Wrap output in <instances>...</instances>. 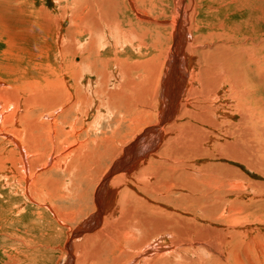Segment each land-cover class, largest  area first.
Wrapping results in <instances>:
<instances>
[{
    "label": "rangeland",
    "instance_id": "obj_1",
    "mask_svg": "<svg viewBox=\"0 0 264 264\" xmlns=\"http://www.w3.org/2000/svg\"><path fill=\"white\" fill-rule=\"evenodd\" d=\"M136 1H137V5H139L140 9L143 10V12H144V13L143 12L139 13L141 17H136L135 15L131 16L130 13L128 14L126 12L116 13L115 11L118 9L110 6L109 5L110 3L106 4V3H108L107 0H105V1H103V0H100V1L99 0L98 1L97 0H92V1L91 0H88V1L87 0H67V1L66 0H0V83H1L0 85H1V89H2V86L6 85L5 87H3V89H5V88L6 89L7 88L8 89L19 88V89H21V90H19V91H21V93L23 91H25V90H22L23 87L20 85V83L25 84V82H26L25 85L29 84L30 82L27 81V80H31L29 77H31L33 80H35L34 79L35 77L33 76V74L31 72H27V69L32 68V63H35V61L37 59V56H35L34 54L39 55L41 53L42 49L49 47V45L52 43V41L54 42L53 37L56 35L57 31L61 34V37H63L64 40H67V36L72 37L71 34H68L66 32H67V30L71 29V25L75 22H82L83 24H86L90 28V30H97V23H98V27H99L98 32H99L101 37L98 34H95V35H92V40H94V43L96 45H98V44L100 45L101 43H104L103 44L104 45L103 52L105 51L104 56L106 58L110 59L111 57L117 55V57L120 60L121 68L126 67V71H124V72L122 71L123 69L118 68V69H121V75L119 74L120 77L124 78L126 76L124 78L125 81L126 80L134 81L135 80L136 82H139V80L141 79L142 71L144 70V66L146 64L147 65L152 64L154 66H157L159 64L161 65V63L163 62V59H165L164 54L169 49L168 58L166 60L167 64L165 66L166 68L163 71L164 73L162 76L165 78L168 66H170L172 59H175V60L178 59V62H179V58H177V56H178L177 54L183 52L182 50H179V49H178L179 50L178 52L176 50L177 47L175 45H176V37L177 36L174 38L172 36H170V40L168 38L169 32L170 33L172 32V29H171L172 26H174L176 24L175 28H176V26L178 27V22H177V12L178 11L180 12L179 15H182L181 12L183 11L185 16H186L185 22L184 23L179 22V23H181L183 25L185 32L187 31L186 32L187 33L186 34L187 40L190 41V38L188 36V32H190L189 34L191 35L193 40L199 39L200 42H202L201 45L197 44L198 47L197 46H194V47L198 48L200 50H205V52L209 51V53H211L210 54L211 56L209 58L213 60L212 64L215 65L213 67L217 68L220 66L221 69L217 68L219 70L213 68L214 69L213 70L214 71L213 72L214 77H215V74L217 73L216 77H215L216 79H219L222 77H224V79L228 78L227 74L229 72V69L232 68V70H233L236 67L237 69H235V71L241 72V74L246 75L245 72L247 71L248 76L252 78L254 73L255 74L258 73V75H260V77L264 80V46H263L264 45V0H255V1L251 0L252 2L250 0H136ZM125 2L127 5H129L131 3V1H129V0H126ZM88 3H91V6ZM126 4H119V6L122 5L121 10L123 9V5L125 6ZM131 4L129 6H131ZM75 5L80 6L79 9H81V11L78 9V7L76 8ZM99 5H101V6H99ZM81 6H83L85 9L82 8ZM93 6H96L97 10H95V9L92 10L95 12L88 11L92 8H95ZM106 6L108 7V9ZM102 7H103V9L105 7L106 8L105 11L108 10L109 12H105L102 9ZM70 8H71V10H70ZM98 8H100V9H98ZM72 9H75L74 10L75 12H73ZM77 11H80L81 14H78ZM102 11L104 13H106L105 16H103L104 13ZM111 11H113L114 13H111ZM122 11H125V9H123ZM85 12H86V14H88L90 12L88 14V16L90 15L89 19L87 18ZM28 13H30V14H28ZM93 13H95L96 16ZM99 13H100V15H99ZM76 14H78V15H76ZM38 16L41 18H38ZM85 16H86L87 20L84 19ZM109 19H111L112 21ZM115 19H116V21L118 20L117 23L120 22L118 24H121V25L115 26V25H117ZM101 21H102V23H101ZM103 21H105V23H103ZM113 21H115V22H113ZM184 24H186V25H184ZM39 27L42 29L41 31L43 34L41 39L39 38L40 37ZM105 30H107L108 32L107 31L105 32ZM205 32H207V33H205ZM103 33H105V34H103ZM149 34H150V36H149ZM209 34H211L213 36H211ZM46 36H49L50 38L48 40H46V38H45ZM73 36H76V35H73ZM194 36L197 38L195 39ZM208 36H210V37H208ZM205 37L208 40H206ZM43 39H44V42H43ZM83 39L85 41L81 40L80 43L87 45L88 41H89L88 37L86 36ZM148 39H149V41H148ZM203 39H205V41H201ZM75 40L78 41V39H75ZM116 42H117V45L114 49L113 44ZM55 43H56V41H55ZM142 43H144L145 46ZM204 43H206V44H204ZM138 45H140V46H138ZM257 46L259 47V50H260L259 57L261 58L262 63H261L259 71H254L253 75H252V72H250V69L253 70L251 67L255 68V66L251 65L252 63H250V62L247 65H245L246 67H249V70H248V68H246L245 71H244V66H239L240 65L239 63L237 65L233 64V63L231 65L228 64L230 62V60L235 59L237 57L239 58L240 54H243V52L244 53L247 52V53H249V55L251 54V56H254L255 50L253 49V47L256 49ZM34 48H37V50L33 51ZM143 48H144V50H143ZM178 48H181L180 42H179ZM226 48H228V50L224 51V50H226ZM232 48H234V49H232ZM243 48H244V50H243ZM240 50H241V52L242 51L243 52L240 53ZM253 50H254V52H253L254 54L251 53ZM141 51L144 53H142ZM106 52H108V53H106ZM213 52H215L214 54L216 56H214ZM227 53H229V55ZM170 54H174L175 58L173 57V55H172V57H173L172 58ZM187 54H186V57H187ZM217 54H219V55H217ZM190 57L187 58L188 62L187 63L185 62L187 64V65L185 64L187 70L184 68V66H182V69L180 70V66H179L180 63L178 64L179 69L177 68V71L180 75H182L183 72H186V71L188 72V70H190L191 66L194 65V67H195L196 58L193 56L191 58ZM78 58H79V56L75 57L74 62L77 63L79 61ZM209 58L205 57L206 61L208 59L207 63L210 62ZM217 58H220V59H217ZM168 60L170 62H168ZM225 60H226V62H225ZM224 62H225V64H224ZM203 63H204V65H203ZM217 64H218V66H217ZM202 65L206 66V62L204 60L202 62ZM228 66H231V67H228ZM238 67H239V69H238ZM111 68H110L109 73H111ZM142 68H143V70H142ZM184 70H186V71H184ZM222 70H223V72H222ZM215 71H216V73H215ZM218 71H219V73H218ZM225 71H227V72H225ZM125 72L127 74H125ZM12 73H14L13 76H11ZM116 73H117V71H116ZM223 73H225L226 75ZM250 73L252 76L250 75ZM139 74H140V76H139ZM167 76H169L170 78L169 77L165 78L166 79L165 81L169 84L168 86H170V88L167 87V85H166L167 83L165 84V81L163 80L164 85H162V81H161L160 85L162 88L159 89L160 91H158L159 94H165V96L170 94V92H172V89L174 90L173 93H175L179 83L182 82V80L180 81L179 77L177 78L178 75H174V73H173V71H171V69L169 70ZM228 76L231 77L230 75H228ZM112 78H114V79H112ZM112 78H111V81L109 82L111 84L115 83L114 80L117 81L119 79L117 77H112ZM131 78H133V79H131ZM11 79L12 80L15 79L16 80L15 82H17L18 79L19 80L17 83H15V82H12ZM178 79H179V81H178ZM243 80H242V83H240L239 81L237 83V84L243 86V88L241 86L239 87L238 85H235V83L232 84L233 86L230 84V87H229L228 86L229 83H226L225 87L223 86L224 88H222V87L220 88V90H221L220 94H222V95L227 94L226 96H222L219 94L218 96H220V97L215 98V97H212L211 95H213V94H211V95H209L210 97L207 100H206V97L204 98L207 102L205 100H203L205 102L202 105L207 106V108H208L207 111H209V112L211 111L210 112L211 114L208 112V114L204 113L203 116H205V118L208 117L207 119L209 122L210 121H214L215 123L217 122L216 123L217 124V131L214 132L215 134L213 133L214 136L216 137L214 139V141H216V144H215V147L211 146L213 149L210 148L211 149V152H210L211 156L209 157V159L203 160L202 158H199L198 159L199 161L195 160L193 162L194 163L193 167H196L194 169V171H197L196 179L198 178V181H199V178H201V177H199V175L204 172L201 169L213 170V172H210L208 174L209 177L211 174H213V175H211V176H213V178L210 177L211 179H208V180L206 179L204 181V183L196 182L195 180H193V182H192L189 180L187 183L188 184L191 183V186H189V188L186 189V191H188V192L190 191L189 193L192 194V196H190V199L185 198V196L186 197L188 196V194L185 193L186 191L181 192V190H179V188L174 189L176 184H178V183L182 184L183 183L184 180H182V179L184 177L182 175H181L182 178H181V176L180 177L178 176L176 178L177 175L174 176L173 178H171V176H170L171 173L167 172L166 170L163 171L160 166H156L157 168L156 167L150 168V166L147 165V168H145V169L152 170L154 168L152 170L154 172L149 171V170L145 171V169H143L142 172L145 174L144 175L143 173H141L140 170H138L139 173L137 172V174H136L137 176H135V177L132 176L129 179H127L128 181L130 180L129 182H127V184H128L127 187L129 188L131 186H134L133 188L136 189L137 186L139 185V187H141V188L138 187L140 189V191H138L139 189H137V191L139 193L140 192L141 193L140 194L134 193V196H133L131 194H133V192H135V191L132 189L129 190L130 188L129 189L126 188V190L129 192L128 193L122 192L123 194L120 195L121 198L118 197V198H120L119 200L116 197V200H118V201L115 200L112 202L113 203L112 206L114 205L113 211H110V212L107 211L108 215L113 214V216H110V215L108 216L107 214L103 215V204L101 203L99 205V207H96L95 203L92 202V200H91V194H92L93 188L96 185V183L93 182V180L94 179H95L94 181L98 180L101 173L105 170L104 167H106V165H108V163H109L108 162V160H109L108 155H109L110 150L108 149V146H107L106 147L107 149H105V147L104 148L103 147H97V150L95 151V147L89 143V140L100 138L101 136H103V134L109 136L111 134V132L114 131V128H116V127H113V124L111 123V117L109 115V112H107L103 108H102V111L100 113H97V111L90 110V112H88V113H90V115H88L86 117V119H85V117H83L84 118L83 119L80 116L78 123L76 124V127L77 126H79V127L78 128L75 127L76 131L74 132V134L72 136H70L72 133H70V132L68 133V131H70L68 129L66 130V132H67L66 134L67 135L69 134V135L67 137H66V135H63L64 140H61V139H63V138H61L62 134L61 135L54 134L53 137H51V135H49L51 138V141L53 143L52 147L50 146V144H47L45 142V139H47L48 136L43 135L44 138L43 137L41 138V142H43L42 145H44V142H45L46 147L40 149L41 150L40 152H42V153H40L38 150L37 154L36 153L32 154V157L34 159H37V157H39L38 162L35 165V168H37L39 166L43 168V167H45L44 164L47 160V155H45V153L48 154L49 156L52 153L51 157H53V159H54L53 160L54 162L52 161L53 166L50 165V166L46 167L47 169L45 168L43 171H39L33 175V177L35 176L36 180L33 178V182H35V186L31 187V193L33 194V196L35 198L37 197L35 200H37V201L40 200L38 202H42L40 204L45 203L50 208H52L54 211L53 210L50 211L44 205H37L34 202L35 200L30 201L31 199L29 198V196L28 197L26 196L27 197L26 198V197H22V195H20L21 191L19 190V188L22 186H20V183L17 181V178L14 179V177L16 175L14 173L17 172L16 169H18V168H16L17 167L16 165L12 164V160L8 154V149L6 152L5 145L0 141V152L2 153V154L0 153V264H26V263L27 264H30V263L31 264H69L70 260L68 258V251L65 248L67 238L69 237V235H70V237H72L71 233L73 231L75 233L77 229L83 228L84 226L86 227V225L89 222H91V220H93L92 215L95 214L96 213L95 211H97L98 209H100V220H101V218H103L105 216L109 222H107V224L100 222V223H98L97 227H95V229L92 232H88V233L84 232L78 238H74L71 240V245H72L71 247L73 249V250H71L73 252V253L71 252L72 257H73V262H74V264H87V261L91 263L92 261H89L88 260L89 257H87V256H90V255L92 256L93 254L98 256V254L100 253V255H99L100 258H98L99 256L97 257V259H99V260H97L98 262L95 261L92 263L111 264L113 259H114L113 254L117 253L116 248H113L112 245L115 244L117 239L118 240L122 239L123 237H125V235H127L129 233L133 234L134 238L130 242L131 245H133L134 243H137L142 238H144L147 234L150 233V231H153L155 228L154 224L142 225L139 228L134 227L133 225L129 224V221L127 220V218L126 219L123 218L125 214L123 212H120V210L123 209L122 203L124 200H125L124 203H130V205L132 206L135 204V201L137 199L140 198L142 200L141 197H143L144 195H145L144 197L146 199L152 201L154 204L161 205L160 207L162 208V214L164 216H167V215L170 216V214H172L174 216V212L176 214L179 213L178 215L181 218L178 217L179 220L177 221V223H178V225H180L179 228L181 229V232H182V230L184 231V230L188 229V233H190L191 227H193L192 229L195 228L197 230L200 226L209 225L211 227V230H213L212 232L215 235V237H213V235H212L211 238L215 239V242H212L213 245H210L209 243H206L205 245H204V243H202L201 245L203 248H205V246L206 247L210 246V251L212 250V252H215V251L220 252L221 254L224 255L223 256L224 259H221V261H222L221 262L219 257L216 256V258H214V255L211 254L212 252H210V255H205L203 252L195 250L199 247H192L193 250L187 249L189 251L181 252L180 254L177 253L175 255L172 254L174 256L173 257L170 254L176 251L175 248L181 249L184 247V245H183V247H182V245L181 246L175 245V247H174V245L172 246L171 244H169L168 242L174 238L173 233H171V234H168L166 236L159 237L158 239H153L151 241L152 242L151 245L158 243V241H160L161 243L163 241V242H165V244L168 245V247L171 246V248H172L171 249L169 247L170 248L169 251H171V252L168 251V253H170L169 256H172V257L168 258L169 257L168 254L166 255L167 257L166 256H164L165 258L162 257L164 259L167 258L170 262L165 261V263H164L163 262L164 259H159V260H162V263L160 261L159 264H170V263H174V264H221V263L222 264H238L237 263L238 260L242 264H264V122H263V119H264V85L263 84L264 83H262L261 85L259 84L257 87L255 86V85H257V83H255V85L251 88L249 86L247 80H245V78H243ZM153 81H154V79H153ZM169 81L171 83H169ZM186 81H188V79L184 80V82H186ZM115 84H117V82ZM235 86H237V87H235ZM261 86H263V88H261ZM85 87H87V86H85ZM247 87L249 89H252L251 91L256 90L257 92L256 91L251 92V91H249V89ZM165 88L167 89V91L165 90ZM236 88H238V89H236ZM168 89H170V90H168ZM226 90H228L229 93ZM229 90L232 92L237 91L236 95H235V92L231 93ZM178 91H177V95H178ZM245 91H248L247 94ZM23 93L25 94V92H23ZM248 93H250V94H248ZM179 94L180 95L178 97H179V100L181 101L184 98L183 90H180ZM237 95H239V96H237ZM243 97H244V101L242 99ZM250 97L252 98V100ZM213 98H215V100L219 99V98L220 99H219V101L218 100L214 101L213 104L211 103L213 105V107H212L209 102H212ZM239 98H240V100H239ZM245 100H246V103H245ZM218 102L221 103V105ZM163 103L165 104L164 107L166 108V105L168 103L166 104V101H164ZM224 103H225V105H224ZM162 106H163V104L161 103V100H160V103L158 105V109H163ZM242 107L244 109H242ZM86 108H88V107H85V109ZM209 109H211V110H209ZM214 109H217L219 111V113L214 112L215 111ZM224 109H226V110H224ZM250 109H252V110H250ZM163 111H164V109H163ZM207 111H205V112H207ZM220 111H222V112H220ZM224 111L229 116V118H227V119L222 118L221 114ZM252 111H254L253 114H252ZM255 112H256V114H255ZM239 113L242 115H240ZM260 113H263L262 116ZM58 114H59V116H61V114L59 112L55 116L58 117ZM33 115L36 117V115H38V114H33ZM246 115H249V116H247V118L249 119V121L251 120L250 122H252V123H248L249 121L247 122V120H248L247 118H246L247 124L245 122H243V120L245 121ZM32 116H29V117L33 118ZM73 116L74 115H72V114L70 115V117L66 116L67 118H65V120H63L64 121L63 123L65 126L68 125V123H70L71 117H73ZM255 116H256V118L259 117L258 118L259 121H257ZM0 117H2V116H0ZM159 117H160V115H159ZM230 117H231V119H230ZM242 117H243V120L238 122V120H241ZM218 118H220V119H218ZM254 119H255V122H254ZM228 120H230V122ZM81 122H84L83 124H85V125H83ZM167 122H169V120L168 121L167 120L160 121V124L162 123L163 125L164 124L166 125V124H168ZM226 122H228V125ZM79 123H81V124H79ZM238 123L242 124V125H236ZM160 124H159V126H160ZM0 125L2 127L6 126L8 128H13V129L16 128V130L18 129V131H22L24 129L22 125H19V124L15 125L14 124L15 125L14 126L11 122L8 125H6V124L4 125L1 123H0ZM218 126H219V128H218ZM233 126H235V128H236L235 130L233 129ZM242 126H245V127H242ZM124 128H125V124H122L119 127L120 131L122 132L121 134L125 133ZM229 128L232 130L230 131ZM237 128L240 130L235 133V131L238 130ZM241 129H243V130H241ZM77 130H80V131H77ZM221 130H226V131L223 132ZM78 132H81V133H78ZM231 132H233V133L231 134ZM85 134H86L87 139L85 137ZM224 134H225V136H224ZM244 135H245V137L240 138L241 136H244ZM248 135L250 137H252V139H250ZM54 136L57 140L54 139ZM88 136H90V137H88ZM68 137L70 138L71 141H68L69 140ZM76 137H77V139H76ZM71 138L72 139L74 138L75 140L72 141ZM152 138L149 139L150 142L152 141ZM243 138H245V139H243ZM77 140H78L79 145L77 144ZM81 141H82V144H84V145H81ZM60 142L62 143L61 146H59ZM73 142H75V143H73ZM55 144L56 145L58 144V145L56 146ZM64 144H66L67 148L70 145H72V146H70L71 149L73 148L72 151H70L71 150L70 147L68 149L65 148ZM85 144H87V145H85ZM89 144L91 146L90 150H88L89 149L88 147H90ZM47 145L50 149L47 147ZM54 145L56 148L54 147ZM42 147H44V146H42ZM1 148H2V150H1ZM58 148H60V149H58ZM83 148H85V149L83 150ZM92 148H93L94 153L91 152ZM42 149H43V151H42ZM55 149H57V151H54ZM61 149H62V151H61ZM74 149H75V152L73 154L72 152L74 151ZM147 149H148L147 146L140 147L137 150V154L139 155L142 152L146 151ZM65 150L68 152V155H67V153H64V152H66ZM79 150H80V152H79ZM76 151H77V153H76ZM106 151H107V153H106ZM55 152H58V153L60 152V155H57L58 153H55ZM85 152H87V153L90 152L92 154L88 160H86V158L83 157V155H85ZM98 153H100V154L98 155ZM64 154H65V156H64ZM101 154H104V155L106 154L107 158L104 159V157H106V155L101 156ZM66 155L68 156V158H66L67 157ZM73 155L74 156L76 155L75 158H73L74 157ZM79 155H82V158ZM96 155H98V157ZM44 156H46V157H44ZM61 156L63 159L61 158ZM40 157H41V159H40ZM44 158H46V159L43 160ZM76 158L77 159L79 158V159L77 160ZM210 158H211V160H210ZM4 159H5V161H4ZM67 159H69L70 161H65ZM73 159H75V160H73ZM72 160H73V162H71ZM39 161L42 163L39 164ZM67 162H70L69 163L70 167H68L69 165H67L68 164ZM75 162H76V165L73 164ZM4 163H5V165H4ZM79 163H82V164L77 165ZM83 163H86V165ZM87 164H90V167ZM92 164H93V166H92ZM54 165H55V167L56 166L57 167L55 168ZM73 165H75V166L72 167ZM62 166H63V168H62ZM78 166L80 168H82L83 171ZM99 166L101 168H99ZM2 167H3V169H2ZM49 168H52V170ZM73 168L75 170H77L78 174H76L77 172ZM159 168H161L160 171H159ZM208 168H211V169H208ZM65 169H67L69 172L68 171L65 172ZM98 169H101V170L99 171ZM166 169H169V167ZM58 170H61L62 172L58 171ZM156 170L159 171V173H157L158 176H154L155 172H158ZM70 171L72 172V175H70L71 174ZM73 171H75L76 173ZM194 171L192 170V171H190V173L195 174ZM47 172H48V174H47ZM87 172L90 174H88ZM166 173H168V174H166ZM84 174L86 177L84 176ZM159 174L161 175V177ZM214 174L217 176V179L221 178L220 181L217 180L216 177H214L215 176ZM81 175H83L82 178H81ZM96 175H99V176H97L98 178H95ZM76 176L77 177L79 176V177L77 178ZM153 176L155 177V179ZM6 177H7V179H5ZM87 177L90 179H87ZM203 177L204 176H202V178ZM40 178H41V181H40ZM92 178H94V179L91 180ZM38 179H39V181H38ZM149 179H151V180L149 181ZM11 181H14V182L12 183ZM54 181H55V183H54ZM131 181L136 183V185ZM44 182H46V183H44ZM90 182L91 183L93 182L94 184L92 185ZM38 183L41 186H42L41 183H43L44 186L39 187ZM169 183H170V185L171 184L172 185L169 187V189L167 191L166 188H168V187H166V186ZM223 183H224V187L221 186V185H223ZM46 184H47V186H46ZM159 184H161V185H159ZM207 184H208V186H207ZM145 185H148V186L151 185L157 189L162 188L163 193L160 194L161 197H159L160 195H157L154 191H150V190L147 191L146 188H142V187H145ZM45 186L47 188H45ZM36 187L37 188L39 187L40 190H36L37 189ZM170 188H171V190H170ZM42 189H43V191H42ZM194 189H195V191H194ZM172 190H174V191L171 192ZM221 190L223 191V196L221 195V192H222ZM131 191H133V192L131 193ZM228 191H229V193H228ZM37 192L39 194L41 193V195H40L41 198L39 197ZM59 192H62V193H59ZM83 192H84V195H83ZM192 192L193 193L195 192L196 195H195V193L193 195ZM55 193H59V194L54 195ZM151 193H153L152 194L153 196L150 195ZM154 193H155V195H154ZM204 193H205V195L208 196V197H206L207 200L204 197H202V195ZM48 194H50V195H48ZM129 194L132 196V198L130 197ZM125 195L129 196V197L126 198ZM139 195H141V197ZM211 195H213V196H211ZM42 196H43V198H42ZM218 196H220L222 198V200H224L227 203V206L229 205L227 207V212L225 214L226 216L225 215L219 216L217 218V215H220V214L215 212V214H216L215 219L212 218V219L205 220L203 218L204 214H207L210 211L212 214L215 211V210L214 211L213 210L208 211L207 207H209V209H213L215 207V205L217 206V200H218L217 197ZM210 197H211L212 201H209V200H211ZM80 198H81V200H80ZM129 199H132L131 201H133V199H135L133 201L134 204ZM184 200H186V201H184ZM120 201H122V202H120ZM193 201H194V203H193ZM201 201L203 202L202 204H201ZM204 201L206 204H204ZM191 203H193V204H191ZM93 204L95 206V209H93ZM184 204H187V206ZM188 204H189V206H188ZM194 204H195V206H194ZM191 205L193 206V208L196 207V208H194L195 211ZM203 205H205V206H203ZM201 206H202V208H201ZM176 209L178 211H175ZM117 210L119 211V213H117ZM230 211H231V214H229ZM215 214L213 213L212 215H215ZM182 217L184 218V220ZM116 219H117V221H116ZM185 223H186V225H185ZM102 224H104V225H102ZM187 224L189 226H187ZM122 227H124V228H122ZM100 230H102V231H100ZM133 230H135V231H133ZM211 230H209L208 232H211ZM103 231L106 233H104ZM108 232L110 234V236H109V239H110L109 242L110 243L109 244H108V240L106 238L108 235ZM208 234H211V233H208ZM137 235H138V237H137ZM224 235L225 236L227 235L228 237L227 236L225 237ZM86 236H88V237L86 238ZM88 238H89V240H88ZM111 240H113L115 242H112ZM224 240L225 241L228 240V241L225 242ZM85 243H87V244H85ZM129 244L128 243H122V246L124 245L125 247H127ZM90 245H92L91 248L89 247ZM98 245H99V247H98ZM229 246H230V248H229ZM102 247L103 248L106 247V248L111 249V253L110 254H107V253L102 254L106 250L105 249V250L101 251ZM29 249H31V250H29ZM99 249H100V251H98ZM28 250L32 252L31 258H28L31 260H26V258H25V257H29V254H28L29 251ZM65 251H67V252H65ZM91 251H93V252H91ZM96 251L98 254H96ZM126 251H129L128 248ZM190 251H191V253H190ZM195 251L197 253H195ZM231 252H232V254H231ZM87 253H88V255H87ZM89 253H90V255H89ZM146 253L148 255H152V257L148 256L147 254L145 255V252L144 253L142 252L141 253L142 255L139 254L140 256L139 255H138V257L136 256L134 258V260H132L129 264H136L138 262H141L145 258H148V260H151L157 254L156 252L155 253L153 252V254L149 253V252H146ZM142 257H144V258H142ZM140 258H142V259H140ZM155 259L151 260L152 263L150 261L149 262L151 264H155V263L159 262L158 258H155ZM213 259L216 260L217 263ZM101 260H102V263H101ZM149 262H147L146 264H149Z\"/></svg>",
    "mask_w": 264,
    "mask_h": 264
},
{
    "label": "bare ground",
    "instance_id": "obj_2",
    "mask_svg": "<svg viewBox=\"0 0 264 264\" xmlns=\"http://www.w3.org/2000/svg\"><path fill=\"white\" fill-rule=\"evenodd\" d=\"M103 1H105V0H103ZM125 1L126 0H107L108 3H106V2L105 3L106 4H109L110 3L109 4L110 6L117 8L118 10L115 11L116 13H124V12H126L128 14L130 13L131 16L132 15H135L136 17H141L139 13L140 12H143V10H141L140 7H139V5H137V1L136 0H129L132 3L131 4L129 2L131 4V6H129L130 4L127 5ZM253 1H255V0H253ZM88 4L91 6V3H88ZM119 4H126L125 6L123 5V9H125V11H122L123 9L121 10L122 5L119 6ZM101 5H99V6H101ZM75 7L76 8L78 7V9H79L80 6H76L75 5ZM81 7L84 8L83 6H81ZM93 7H95V8H92L90 10L87 9V10L88 11H91V12H95V11H92V10L93 9L97 10L96 9V6H93ZM98 9H100V8H98ZM102 9H103V7H102ZM105 9L106 8L104 7L103 10L105 11ZM107 9H108V7H107ZM70 10H71V8H70ZM74 10L75 9H72L73 12H75ZM79 10L81 11V9H79ZM80 11H77V13L78 14H81ZM86 12H85V14H86ZM105 12H109V11L107 10ZM111 13H114V12L111 11ZM179 13L180 12L178 11L177 12L178 27L176 26V28H175V25L176 24L174 26L171 25L172 26V28H171L172 29V32L171 33L169 32V34H168L169 35V37H168L169 40H170V36H172L173 38L177 36L176 37V45H175L177 47L176 50H177V52L179 50H182L183 51V52L180 51L181 53L177 54L178 55L177 58H179V62H177V60H176V63L177 64L180 63L179 64L180 70L182 69V66H184V68L187 70V68H186V65H187L186 63L188 62V59L187 58L190 57V56L191 57L193 56V57L196 58V64H195V67H194V65L191 66V68H190V70H188V72L186 70H184L186 72H183L182 75H180L178 73V71H177L178 65H177L176 70H175V68L172 67L173 69H171V71H173L174 75H178L177 78L179 77L180 81L182 80V82L179 83V85H178L177 90H176L175 93H173L174 90L172 89V92H170L171 95L170 94L167 95V96H170L172 98V100H175L176 101L175 103L173 102L171 105L169 103V99L170 98L167 99V96H165V94H159L158 93V91H160L159 89L162 88L161 85H160V82L162 81V85H164L163 82L166 80L165 79L166 77L164 78L162 76H163V73H164L163 71L166 68L165 66L167 64L166 63V60L168 58L169 49H168V51L165 52V54H164L165 59H163V62L161 63V65L159 64L157 66H154L152 64H148V65L146 64L144 66V70L142 68L143 71H142L141 79L139 80V82H136L135 80L134 81H132V80L131 81L130 80L129 81L128 80L125 81L124 78L126 76L124 78L123 77L121 78L120 75H121V69H123L122 71L124 72V71H126V67L125 68H121L120 60L117 57V55H115V56L112 55L113 57H111L110 59L109 58H106L104 56V52L105 51L103 52V47H104L103 44L104 43H101L100 45L99 44L96 45L94 43V40H92V35L98 34L100 36V34L98 32V30H99L98 29L99 28L98 27V23H97V30H90V28L86 24H83L82 22H75V23H73L71 25V29L70 30H67V32H66L68 34H71L72 37L67 36V40H64V38L61 37V34L56 30L57 33L53 37L54 42L51 40L52 43L49 45V47H46L45 46L46 48L42 49L41 50V53L39 55L34 54L35 56H37V59H36L35 63H32V68H28L27 69V72H31L33 74V76L35 77L34 78L35 80H33L31 77H29L31 79V80H27V81L30 82L29 84L25 85L26 82H25V84L24 83H20V85L23 87L22 90H25V91H23V92H25V94L23 92L21 93V91H19L21 89H19V88H10V89H8V88L6 89L5 88V89H3V87L6 86L3 83L5 86H2V89H1V85H0V116H2V117H0V123L1 124H4V125L5 124L8 125L11 122L13 125L14 124L15 125L16 124H19V125H22L23 128H24L22 131H18V129L16 130V128L13 129V128H8L6 126L5 127H2L0 125V141L5 145L6 152H7V149H8V154H9V157L11 158V160H12V164L16 165L17 166L16 168H18V169H16L17 172L14 173V174H16L15 177H14V179L17 178V181L20 183V186H22V187H20L21 189L19 188V190L21 191V194L20 195H22V197H26V196L28 197L29 196V198L31 199V200L29 199L30 201L35 200L37 198V197L35 198L33 196V194L31 193V187H34L35 186V182H33V178L35 179V176L33 177V175L36 174L39 171H43L46 167L52 165V161L54 160L53 157H51V154L52 153L50 154V156L45 153V155H47V160H46V162L44 164L45 167H43V168L40 167V166L37 167V168H35V165L38 162L39 157H37V159H34L32 157V154H35V153L37 154L38 150L40 152L41 151L40 150L41 148H45L46 147L45 142L47 144H50V146L52 147V144L53 143H52L51 138H50L49 135H51V137H53L54 134H57V135H61L62 134V137L61 138H63V139H61V140H64V136L63 135H66V137L69 135V134L68 135L66 134L67 133L66 130L68 129V130H70V131H68V133L69 132L72 133L70 135V136H72L74 134V132L76 131L75 127H76V124L78 123V120H79V117L80 116H81V118L85 117V119H86V117L88 115H90V113H88V112H90V110L97 111V113H100L102 111V108L105 109L107 112H109V115L111 117V123L113 124V127H116V128H114V131L112 130L113 132H111V134L109 136L103 134V136H101L100 138L93 139V140H89V143L92 144L95 147V151L97 150V147H103V148L105 147V149H107L106 148L107 146H108V149L110 150V152L108 151L109 152V155H108V158H109L108 162L109 163H108V165H106V167H104L105 170L101 173L100 176L99 175H96L95 178H98L97 176H99V178H98L97 181H94L95 180L94 178L91 179V180L94 179L93 182L96 183L95 187L92 190L91 200H92V202L95 203V206L96 207H99V205L101 203L103 204V215H106L107 214V211L108 212L113 211V209H114L113 206L114 205L112 206V204H113L112 202L116 200V197L119 200L121 198L120 195L123 194L122 192H125V193H128L129 192V191L126 190V188H128L127 187V185H128L127 182H129L130 180L128 181L127 179H129L132 176H134V177L137 176L136 174H137L138 170H140L141 173H143L142 171H143V169L147 168V165L150 166V168L151 167L160 166L163 171L166 170L167 172L171 173V175H170L171 178H173L176 175H177L176 178L178 176L180 177L182 175L184 177L182 179V180H184L183 183L182 184L181 183L176 184L175 188L172 186L174 189L179 188V190H181V192L182 191H186V189H188L189 186H191V183H189L190 185L187 183L189 180L192 181V182H193V180H195L196 182L204 183V181L206 179L208 180V179L213 178V176H211L213 174L210 175L211 178L208 175L210 172H213V170H203V169L200 168L204 172L199 175V177H201V178H199V181H198V178L196 179L197 171H194V169L196 167H193L194 166L193 165L194 164L193 162L195 160H198L199 158H202L203 160H208L209 157L211 156L210 155V152H211V149L210 148H212L211 146L215 147V144H216V141H214V139L216 138L214 136V134H215L214 132L217 131V124H216L217 122L216 123L214 121H210L209 122L208 119H207L208 117L205 118V116H203L204 113H207L208 114L209 111H207L208 110L207 106H203L202 104H204V102L210 97L209 95H211V94H213V95H211L212 97H215V98L220 97V96H218L220 94V92H221L220 88L221 87L224 88L226 83H229V85H228L229 87H230V84L232 85L233 83H235V85H238L240 87L241 85H239L237 83H238V81L240 83H242L243 78H245V80H247V82H248V84H249V86L251 88L255 85V83H257V85H255L256 87L259 84L261 85L262 83H264V80L260 77V75H258L257 72H256L257 74L254 73V71H259L260 66H261V63H262L261 62V58L259 57L260 50H259V47L258 46H257L256 49L253 47V49L255 50V52L253 50L251 53L254 52L255 53L254 56H251V54L249 55V53H247V52L244 53L242 51L243 54H240L239 58L238 57L237 58L234 57L235 59L230 60V62L228 63L229 65H231L232 63L237 65L239 63L240 64L239 66H244V71H245L246 68H248V70H249V67H246L245 65H247L249 62L252 63L251 65H254L255 66V68L254 67H251L253 70L250 69V72H252V75L254 73V75H253L252 78L248 76V74H247L248 72L247 71L245 72L246 75L245 74H241V72L235 71V69H237L235 67L233 70H232V68H230V69L228 68L229 69V72L227 74V77L228 78H225L224 79V77H222V78L216 79L215 77H216V74L217 73L215 71L216 74H215V77H214V75H213V72L214 71L213 70L214 69H217V68L221 69L220 66L217 67L218 66V64H217V66H216L217 68H214L213 67L215 65L212 64L213 60L209 58L211 56L210 55L211 53H209V51L208 52H205V50H200V49L194 47V46H197V44L201 45V43H202V42H200L199 39H196L197 37L194 36V38L196 40H193L192 37H191V35L189 34L190 32H188V36L190 38V41L187 40V36H186V34H187L186 32L187 31L185 32V29H184L183 25L181 23H179V22L184 23L185 22V19H186L185 18L186 16H185V14H184L183 11L181 12L182 15H179ZM28 14H30V13H28ZM78 14H76V15H78ZM88 14H86V16L89 19L90 18L89 17L90 15L88 16ZM93 14L95 15V13H93ZM105 14L106 13H104V15L103 14L102 15L105 16ZM99 15H100V13H99ZM86 16H85L84 19L87 20ZM38 18H41V17L38 16ZM109 20H111V19H109ZM115 21H116V19H115ZM115 21H113V22H115ZM117 21H116V24L117 25H115V26L121 25V24H118L120 22L117 23ZM101 23H102V21H101ZM103 23H105V21H103ZM184 25H186V24H184ZM41 30L42 29L39 27V35H40L39 38L40 39L42 38V35H43ZM106 31L107 30H105V32ZM205 33H207V32H205ZM103 34H105V33H103ZM73 35H76V36H73ZM209 35H211V34H209ZM86 36L89 39L88 44L85 45L83 43H80L81 40H84L83 38H85ZM149 36H150V34H149ZM211 36H213V35H211ZM208 37H210V36H208ZM45 38H46V40H48L50 37L49 36H46ZM75 39H78V41L75 40ZM206 40H208V39L206 38ZM55 41H56V43H55ZM148 41H149V39H148ZM201 41H205V39H203ZM43 42H44V39H43ZM179 42H180L181 48H178ZM142 44H144V43H142ZM204 44H206V43H204ZM116 45H117V42L113 44L114 49H115ZM138 46H140V45H138ZM144 46H145V44H144ZM232 49H234V48H232ZM36 50H37V48H34L33 49V51H36ZM143 50H144V48H143ZM227 50H228V48H226V50H224V51H227ZM241 50H240V53H242ZM243 50H244V48H243ZM106 53H108V52H106ZM142 53H144V52H142ZM214 53L215 52H213V54ZM186 54H187V57H186ZM227 54L229 55V53H227ZM170 55H171V57H172V55L174 57V54H170ZM217 55H219V54H217ZM78 56H79V58H78L79 61L76 63V62H74V59H75V57H78ZM214 56H216V55L214 54ZM205 57L209 58V61L210 62L207 63L208 59L206 61L205 60ZM220 58H217V59H220ZM203 60L206 62V66H203L204 63L202 65ZM168 62H170V61L168 60ZM225 62H226V60H225ZM225 62H224V64H225ZM228 67H231V66H228ZM110 68H111V73H109L110 72ZM118 68H121V69H118ZM219 69H217V70H219ZM238 69H239V67H238ZM116 71H117V73H116ZM222 72H223V70H222ZM225 72H227V71H225ZM218 73H219V71H218ZM13 74L14 73H12L11 76H13ZM125 74H127V73L125 72ZM223 74H225V73H223ZM228 75H230L231 77H229ZM250 75H251V73H250ZM139 76H140V74H139ZM169 76H167V77H169ZM112 77L119 78L117 81L114 80V82L115 83L117 82V84H115V83H113V84L109 83L111 81V78ZM112 79H114V78H112ZM131 79H133V78H131ZM153 79H154V81H153ZM179 79H178V81H179ZM186 79H188V81L184 82V80H186ZM18 80H17V82H18ZM11 81L12 82H15L16 80L15 79L14 80L11 79ZM17 82H15V83H17ZM166 83L167 82L165 81V84ZM169 83H171V82L169 81ZM166 85H167L168 88H170V86H168L169 85L168 83ZM85 86H87V87H85ZM235 87H237V86H235ZM241 87L243 88V86H241ZM166 88H165V90L167 91ZM261 88H263V86H261ZM236 89H238V88H236ZM168 90H170V89H168ZM180 90H183V95H184V98L181 101L179 100V97H178L180 95L179 94L180 93ZM251 90L252 89H249V91H251ZM177 91H178V95H177ZM226 91L228 92V90H226ZM254 91H256V90H254ZM254 91H251V92H254ZM230 92L233 93L235 91H233V92L230 91ZM236 92H235V95H236ZM245 92L247 94L248 91H245ZM248 94H250V93H248ZM220 95H222V94H220ZM226 95H222V96H226ZM237 96H239V95H237ZM205 97H206V100L204 99ZM215 98H213V101L211 100L212 102H209V103L210 104L211 103L213 104L214 101H216V100L219 101V99H220L219 98V99H216L215 100ZM242 99L244 101V97ZM160 100H161V103L163 104L162 108L164 109V111H163V109H158V105L160 103ZM203 100H205V101H203ZM239 100H240V98H239ZM251 100H252V98H251ZM164 101H166V104L168 103L167 104L168 106L166 105V108L164 107V105H165L163 103ZM245 103H246V100H245ZM212 104H211V106L213 107ZM219 104L221 105V103H219ZM224 105H225V103H224ZM85 107H88V108L85 109ZM242 109H244V108L242 107ZM209 110H211V109H209ZM214 110H213L214 112H218L219 113V111L217 109H214ZM224 110H226V109H224ZM250 110H252V109H250ZM205 111H207V112H205ZM58 112L61 114V116H59V114H58V117H57L55 115ZM220 112H222V111H220ZM253 112L254 111H252V114H253ZM33 114H38V115H36V117H35ZM71 114L74 115V116L71 117L70 123H68V125L65 126L64 123H63L64 122L63 120H65V118H67L66 116H69L70 117ZM255 114H256V112H255ZM260 114L262 116L263 113H260ZM159 115H160V117H159ZM240 115H242V114H240ZM29 116H32L33 118H30ZM221 116H222L223 119L229 118V116L226 114L225 111L221 114ZM247 116H249V115H246L245 116V121L243 120V117H242V119L241 120H238V122L243 120V122L246 123ZM255 118H256V116H255ZM258 118L259 117L256 118L257 121H259ZM218 119H220V118H218ZM230 119H231V117H230ZM165 120H167V121L169 120V122H167L168 124H166V125L165 124L163 125L161 123L163 125L162 126L160 124V121H165ZM228 121L230 122V120H228ZM248 121H249V119L247 120V122ZM250 121L248 123H252ZM254 122H255V119H254ZM263 122H264V119H263ZM81 123L83 124L84 122H81ZM81 123H79V124H81ZM226 123L228 125V122H226ZM122 124H125V128H124L125 130L124 131H125V133L127 135L125 133L121 134L122 132L120 131L119 127ZM159 124H160V126H159ZM83 125H85V124H83ZM236 125H242V124H239L238 123ZM245 126H242V127H245ZM78 127L79 126H77L76 128H78ZM218 128H219V126H218ZM233 129L234 130L236 129L235 126H233ZM243 129H241V130H243ZM231 130L232 129H230V131ZM239 130L240 129H238L237 131H235V133L238 132ZM77 131H80V130H77ZM221 131L225 132L226 130H221ZM81 132H78V133H81ZM232 133L233 132H231V134ZM43 135L44 136L45 135L48 136V138L45 139L44 145H42L43 142H41V138L42 137L44 138ZM224 136H225V134H224ZM85 137H86V134H85ZM88 137H90V136H88ZM242 137H245V135L244 136H241L240 138H242ZM150 138H152V141L151 142L149 141ZM249 138L252 139V137H250V136H249ZM54 139L57 140L55 138V136H54ZM76 139H77V137H76ZM86 139H87V137H86ZM243 139H245V138H243ZM73 140H75V139L73 138L72 141ZM68 141H71L70 138H69ZM82 141H81V145H84V144H82ZM73 143H75V142H73ZM61 144L62 143L60 142L59 143V146H61ZM77 144H78V140H77ZM90 144H89V146H90ZM55 145H54V147H55ZM64 145H65V148H67L66 147V144H64ZM85 145H87V144H85ZM42 146H44V147H42ZM70 146H72V145H70ZM144 146H147L148 149L138 155L137 154V150L140 147H144ZM47 147H48V145H47ZM88 148H89L88 150H90L91 146L88 147ZM58 149H60V148H58ZM62 149H61V151H62ZM70 149H71V147H70ZM72 149L70 151H72ZM84 149L85 148H83V150ZM1 150H2V148H1ZM42 151H43V149H42ZM54 151H57V149H55ZM60 152L59 153L58 152H55V153H58L57 155H60ZM74 152H75V149H74V151L72 153L74 154ZM79 152H80V150H79ZM91 152H93V148L91 149ZM40 153H42V152H40ZM64 153H67V155H68V152L67 151L64 152ZM76 153H77V151H76ZM106 153H107V151H106ZM99 154L100 153H98V155ZM82 155H79V156H81V158H82ZM91 155L92 154L90 152H88V153L85 152V155H83V157L86 158V160H88L89 157H91ZM98 155H96V156L98 157ZM105 155L104 154H101V156H105ZM64 156H65V154H64ZM75 156L73 158H75ZM44 157H46V156H44ZM61 158H62V156H61ZM66 158H68V156ZM105 158H107V155H106V157H104V159ZM40 159H41V157H40ZM45 159L46 158H44L43 160H45ZM73 160H75V159H73ZM73 160L71 162H73ZM210 160H211V158H210ZM4 161H5V159H4ZM40 161H39V164L42 163ZM65 161H70V160L67 159ZM67 163H68L67 165H69L70 162H67ZM73 164L76 165V162L73 163ZM80 164H82V163H79L77 165H80ZM83 164L86 165V163H83ZM4 165H5V163H4ZM55 165H54V167H55ZM75 165H73L72 167H74ZM87 165H89V167H90V164H87ZM92 166H93V164H92ZM68 167H70V165ZM168 167H169V169H166ZM62 168H63V166H62ZM99 168H101V167L99 166ZM161 168H159V171H160ZM2 169H3V167H2ZM49 169L52 170V168H49ZM80 169L82 170V168H80ZM208 169H211V168H208ZM61 170H58V171H61ZM98 170L100 171L101 169H98ZM146 170L152 171L150 169H145V171ZM192 170L195 172V174H191L190 173V171H192ZM66 171H68V170L65 169V172ZM75 171L77 172V170H75ZM75 171H73V172H75ZM156 171H158V170H156ZM159 171L158 172H155V175L154 174L153 175L154 176H158L157 173H159ZM48 172H47V174H48ZM152 172H154V171H152ZM76 174H78V172ZM85 174H84V176H85ZM88 174H90V173H88ZM166 174H168V173H166ZM70 175H72V172H71ZM182 176H181V178H182ZM202 176H204V177L202 178ZM82 177H83V175H81V178ZM160 177H161V175H160ZM214 177H216V179H217V176L216 175ZM5 179H7V177ZM87 179H90V178L87 177ZM154 179H155V177H154ZM220 179H217V180L220 181ZM150 180L151 179H149V181ZM38 181H39V179H38ZM40 181H41V178H40ZM133 181H131V182H133ZM11 182L13 183L14 181H11ZM93 182L92 183L90 182V183L93 185L94 184ZM44 183H46V182H44ZM54 183H55V181H54ZM41 184H42V186L40 184L38 186L39 187L40 186L43 187L44 184L43 183H41ZM134 184L136 185V183H134ZM159 185H161V184H159ZM171 185L169 183L166 186V187H168V188H166L167 191H168V189H169V187ZM46 186H47V184H46ZM46 186H45V188H47ZM207 186H208V184H207ZM221 186L224 187V183ZM39 187L38 188L36 187L37 188L36 190H40ZM133 187L134 186H131V187H129L130 189L129 188L128 189L129 190L132 189V190L135 191V192L131 191V193L133 192V194H131V195L134 196V193H136V194L139 193L138 191H140L139 188H141V187H139V185L137 186L136 189L133 188ZM142 188H146L147 191H149V190L150 191H154L157 195H160V194L163 193L162 192V188L157 189V188H154L151 185H149V186L148 185H145V187H142ZM171 188H170V190H171ZM137 189H139V190L137 191ZM42 191H43V189H42ZM173 191L174 190H172L171 192H173ZM194 191H195V189H194ZM187 192L188 191H186L185 193L188 194V196L187 197L185 196V198L186 199H190V196H192V194L189 193L190 191L188 193ZM59 193H62V192H59ZM59 193H55L54 195L59 194ZM155 193H154V195H155ZM194 193H193V195H194ZM228 193H229V191H228ZM37 194L40 197L41 193L39 194L37 192ZM152 194L153 193H151L150 195H152ZM48 195H50V194H48ZM83 195H84V192H83ZM131 195H130V197L132 198ZM195 195H196V193H195ZM221 195L223 196V191L221 192ZM139 196L141 197V195H139ZM144 196L141 197L142 200L138 197L139 199H137L135 201V204L136 205L133 203V201L135 199H133V201H131L132 199H129L134 204L132 206L130 205V203H124L125 200L123 199L124 200V201L122 200L123 201V203H122L123 209L120 210V212H123L125 214L123 218H125V219L127 218V220L129 221V224L130 225H133L134 227L139 228L142 225L154 224V227L155 228H154L153 231H150V233L147 234L144 238H142L137 243H134L133 245H131L130 242L133 240L134 235L133 234H130V233L127 234V235H125V237H123L122 239H119V240L117 239L116 242L113 241V240H111L112 242H115V244H113L112 247L113 248H116V250H117V253L113 254L114 255V259H113V261H112L111 264H129L132 260H134V258L136 256L138 257V255L141 254L142 252L143 253L145 252V255L147 254L146 252H149V253H152V254H153V252L154 253L156 252L157 254L151 260H154L155 258H158V260L159 259H164L165 258L164 256H166L167 254L169 256L170 253H168V251L170 250L171 246H169L170 247L169 248L168 245L165 244V242H163V241H162V243L160 241H158V243H155V244L151 245L152 244L151 241L153 239H158L159 237H163V236H166V235L171 234V233H173L174 238L172 240H170L168 243L171 244L172 246L174 245V247H175V245H177V246L178 245H180V246L182 245V247L184 245V247L181 248V249L175 248L176 251L174 250L175 252L171 253L170 255H172V254L175 255L177 253L180 254L181 252L189 251L190 249L193 250L192 247H199V248H197L195 250L201 251L205 255H210V252H212V250L210 251V246H207V247L205 246V248H203L202 245H201L202 243H204V245L206 243H209L210 245H213L212 242H215V239L211 238L212 235H213V237H215V235L212 232L213 230H211V227L209 225H207V226H200L197 230L195 228L192 229L193 227H191L190 233H188V229L187 230H184V231L182 230V232H181V229L179 228L180 225H178V223H177V221L179 220L178 217L181 218L178 215L179 213L176 214L174 212V216L172 214H170V216H168V215L167 216H164L162 214V208L160 207L161 205L154 204L152 201L146 199ZM211 196H213V195H211ZM118 197H120V198H118ZM127 197H129V196H126V198ZM159 197H161V195ZM202 197H204L207 200L206 197H208V196L205 195V193H204L202 195ZM42 198H43V196H42ZM210 199H211V197H210ZM217 199H218L217 200V206L215 205V207L213 209H209V207H207V208H208V211H210V210H213L214 211L215 210L213 212L214 214H215V212L219 213L220 215H217V218H218L219 216H224L226 214L227 207L229 205L227 206V203L224 200H222V198L220 196H218ZM80 200H81V198H80ZM118 200H116V201H118ZM38 201H40V200H38ZM38 201L35 200L34 202L37 205H44L50 211L53 210L47 204H45V203L40 204L42 202H38ZM122 201H120V202H122ZM184 201H186V200H184ZM209 201H212V199L209 200ZM193 203H194V201H193ZM193 203H191V204H193ZM202 203L203 202L201 201V204ZM204 204H206L205 201H204ZM184 205L187 206V204H184ZM95 206L93 204V209H95ZM188 206H189V204H188ZM194 206H195V204H194ZM203 206H205V205H203ZM192 208H193V206H192ZM194 208H196V207H194ZM201 208H202V206H201ZM175 211H178V210L176 209ZM194 211H195V209H194ZM95 212L96 213L92 215L93 220H91V222H89L88 224L86 223L87 224L86 227L84 226L83 228L77 229L75 233L73 231L71 233L72 234L71 235L72 237H70V235H69V237H68L69 239L67 238V242L65 244V248L68 251V258L70 260V263L69 264H74L73 257H72V253L73 252L71 251V250H73L72 247H71L72 246L71 245V240L74 239V238H78L84 232H87V233L88 232H92L95 229V227H97L98 223H100V222L101 223H105V224H107V222H109L106 219L105 216L103 218H101V220H100V209H98ZM117 213H119L118 210H117ZM212 214H211V211H210L207 214H204L203 215V218L205 220L212 219V218L215 219L216 218V214L215 215H212ZM229 214H231V211L229 212ZM110 216H113V214L110 215ZM183 220H184V218H183ZM116 221H117V219H116ZM102 225H104V224H102ZM185 225H186V223H185ZM187 226H189V225L187 224ZM122 228H124V227H122ZM209 230H211V232H208ZM100 231H102V230H100ZM133 231H135V230H133ZM104 233H106V232H104ZM208 233H211V234H208ZM109 236H110V234L108 232V235L106 237L107 240H108V244L110 243L109 242V240H110L109 239ZM87 237L88 236H86V238ZM137 237H138V235H137ZM88 240H89V238H88ZM226 241H228V240H226ZM122 243H128V244L130 243V244L127 247H125L124 245L122 246ZM85 244H87V243H85ZM91 246L92 245H90L89 247L91 248ZM98 247H99V245H98ZM103 247H102L101 251H103L105 249L106 250L103 253L101 252L102 254H104V253L110 254L111 253V249L106 248V247L103 248ZM127 248H128L129 251H126ZM229 248H230V246H229ZM187 249H189V250H187ZM29 250H31V249H29ZM67 251H65V252H67ZM98 251H100V249ZM91 252H93V251H91ZM169 252H171V251H169ZM90 253H89V255H90ZM158 253L159 254L161 253V254L159 255ZM190 253H191V251H190ZM195 253H197V252L195 251ZM28 254H29V257H25V258H26V260H31V259H28V258H31L32 252L29 251ZM96 254H98L97 251H96ZM211 254L214 255V258H216V256L219 257L220 258V261H221V259H224V257H223L224 255L221 254L220 252H216L215 251V252H212ZM231 254H232V252H231ZM87 255H88V253H87ZM99 255H100V253L98 254V256ZM98 256H96V255L93 254L92 256L90 255V256H87V257H89V259H88L89 261L95 262V261L99 260V259H97ZM148 256H151L152 257V255H148ZM172 256H169L168 258H170ZM162 257H164V258H162ZM98 258H100V256ZM142 258H144V257H142ZM142 258H140V259H142ZM151 260H148V258H145L144 260H142L141 262H138L136 264H146L149 261L152 263ZM160 261L162 263V260H159V262H157L155 264H159ZM165 261L170 262L167 258L163 260L164 263H165ZM214 261L216 262V260H214ZM92 262L90 263V262L87 261V264H97V263H92ZM150 262H149V264H151ZM101 263H102V260H101ZM237 263L238 264H242V263L239 262V260L237 261ZM170 264H174V263H170Z\"/></svg>",
    "mask_w": 264,
    "mask_h": 264
},
{
    "label": "water",
    "instance_id": "obj_3",
    "mask_svg": "<svg viewBox=\"0 0 264 264\" xmlns=\"http://www.w3.org/2000/svg\"><path fill=\"white\" fill-rule=\"evenodd\" d=\"M175 58V57H174ZM177 62H178V59H177ZM177 63H176V60L175 59H172V61H171V64H170V66H168V69H167V72H166V78H167V74H168V72H169V70L170 69H173V68H175V70H176V68H177ZM171 67V68H170ZM173 67V68H172ZM175 72V71H174ZM170 98V99H169ZM167 99H169V103H170V105L174 102H176L175 100H172V98L170 97V96H167Z\"/></svg>",
    "mask_w": 264,
    "mask_h": 264
}]
</instances>
